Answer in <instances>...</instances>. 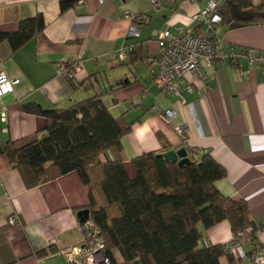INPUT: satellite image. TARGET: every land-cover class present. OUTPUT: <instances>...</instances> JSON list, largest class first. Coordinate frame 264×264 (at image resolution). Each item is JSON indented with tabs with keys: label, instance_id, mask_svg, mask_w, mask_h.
Returning a JSON list of instances; mask_svg holds the SVG:
<instances>
[{
	"label": "crops",
	"instance_id": "0c3cea01",
	"mask_svg": "<svg viewBox=\"0 0 264 264\" xmlns=\"http://www.w3.org/2000/svg\"><path fill=\"white\" fill-rule=\"evenodd\" d=\"M64 2L73 4L63 10ZM205 4L161 0L157 12L151 0H0L1 31H17L21 20L39 13L46 22L43 37L17 51L8 42L0 44V69L17 79L14 91L0 100V146L45 134L47 119L13 109L16 105L35 102L45 108H68L101 95L114 116L141 117L122 138L120 149L99 155L101 163L121 161L133 178L132 161L144 153H165V147L186 148L188 154L197 149L199 159L210 153L227 170L215 186L225 196L244 200L253 221L264 229V68L250 63V57L264 54V23L237 29L217 25L221 45L233 47L238 57L187 72L176 82L184 100L175 93L163 94L152 81L161 56L159 34L166 28L176 33L177 28L194 27L192 16ZM128 12L150 17L138 38L128 37ZM121 49L126 60H111L110 53ZM81 56L82 69L73 80L57 75L58 64ZM168 109L176 112L171 121L165 117ZM89 203V186L77 172L29 188L0 152V264H67L59 249L83 241L79 213ZM11 214L19 215L16 224L8 223ZM198 228L201 246L225 245L221 264L253 263L252 244L234 242L228 222ZM257 234L264 243L263 230ZM44 249L52 251L40 256ZM113 253L122 262L120 251Z\"/></svg>",
	"mask_w": 264,
	"mask_h": 264
},
{
	"label": "trees",
	"instance_id": "16d2710c",
	"mask_svg": "<svg viewBox=\"0 0 264 264\" xmlns=\"http://www.w3.org/2000/svg\"><path fill=\"white\" fill-rule=\"evenodd\" d=\"M220 3L221 23L228 29L264 23V0ZM72 4L64 2L62 9ZM45 26L41 13L23 19L17 31L0 30V44L8 42L17 51L43 37ZM13 109L45 117L47 128L41 137L31 135L4 143L0 152L8 156L29 188L77 172L89 186L86 209L102 231L113 264H221L219 259L227 253L225 245L201 246L199 224L210 228L226 221L233 235L249 225L258 233L247 203L225 196L215 186L227 176V170L210 153L199 159L190 151L189 162L182 166L163 153H144L132 161L133 178L121 161L101 163L99 155L113 147L120 149L122 138L141 120L129 119L126 113L114 116L101 95L68 108L29 102ZM160 138L164 141L162 135ZM115 249L122 262L116 260ZM50 251L44 249L39 255Z\"/></svg>",
	"mask_w": 264,
	"mask_h": 264
},
{
	"label": "built area",
	"instance_id": "2783aa9c",
	"mask_svg": "<svg viewBox=\"0 0 264 264\" xmlns=\"http://www.w3.org/2000/svg\"><path fill=\"white\" fill-rule=\"evenodd\" d=\"M196 2L198 0H191ZM206 4L192 16L195 26L188 30L177 28L174 33L170 28L164 29L158 37L161 56L158 61L152 81L159 86L163 94L175 93L181 100H184L176 82L184 78L187 72H199L203 66H212L217 61L226 59H237L233 47H223L220 39L215 35L217 25L222 22L220 15V5L223 0H205ZM152 7L159 12L161 0H151ZM127 17L131 21L128 37L138 38L141 35L143 24L149 20L147 13L128 12ZM134 48V47H133ZM79 57L75 61L61 63L56 66V73L59 76L70 80L75 78L76 72L82 69V59ZM125 49L112 51L111 60H126ZM251 64H260L264 68V54L250 57ZM17 79L9 76L0 69V100L14 91ZM191 89V88H190ZM3 120H6V107H2ZM176 112L168 109L165 117L171 121L175 118ZM178 131L185 142L187 136L184 129L179 126ZM194 153L197 149L191 150ZM19 221L18 214H11L8 223L13 225ZM83 232V241L78 244L63 245L59 252L65 257L67 264H113L111 257L106 252V243L102 236V231L95 221L89 217L80 223ZM264 232L263 226L258 225L259 231ZM234 242L240 245L242 242L251 243L253 246V263L264 264V243L259 242L258 234L251 225L245 227L234 235Z\"/></svg>",
	"mask_w": 264,
	"mask_h": 264
},
{
	"label": "water",
	"instance_id": "95a60500",
	"mask_svg": "<svg viewBox=\"0 0 264 264\" xmlns=\"http://www.w3.org/2000/svg\"><path fill=\"white\" fill-rule=\"evenodd\" d=\"M163 155L167 160L177 162L180 166L189 162L188 151L186 148H181L179 150H170L163 153ZM79 216L81 220L84 221L90 217V212L88 209H84L80 211Z\"/></svg>",
	"mask_w": 264,
	"mask_h": 264
}]
</instances>
